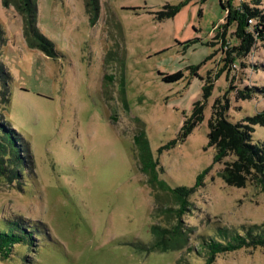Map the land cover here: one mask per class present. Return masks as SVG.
Returning a JSON list of instances; mask_svg holds the SVG:
<instances>
[{"label": "rangeland", "instance_id": "374dc122", "mask_svg": "<svg viewBox=\"0 0 264 264\" xmlns=\"http://www.w3.org/2000/svg\"><path fill=\"white\" fill-rule=\"evenodd\" d=\"M221 1L264 10V0H98L93 13L87 0H36L49 56L0 0V122L23 156L20 177L11 162L0 174V230L16 221L33 234L0 264H206L203 241L264 233V192L254 180L227 184L234 157L216 161L209 144L216 111L233 123L264 111V42L239 53ZM251 139L264 144L263 123ZM199 178L183 215L187 245L142 248L153 225L177 224L170 188ZM213 264H264V246Z\"/></svg>", "mask_w": 264, "mask_h": 264}, {"label": "trees", "instance_id": "16d2710c", "mask_svg": "<svg viewBox=\"0 0 264 264\" xmlns=\"http://www.w3.org/2000/svg\"><path fill=\"white\" fill-rule=\"evenodd\" d=\"M3 2L6 6L14 4L16 9L25 16V37L30 45L40 48L49 56H54L55 47L53 42L43 35L37 27L38 8L36 0H3ZM221 4L228 11V24L234 23L237 27L240 47L234 48L239 53H244L253 45L255 36L264 42V10L243 2L238 7L232 6L231 3L226 6L223 1H221ZM87 5L90 11L94 13L98 7V0H87ZM180 6L182 4L175 7L170 6L168 8L169 11L162 13L161 16L163 17L159 16V18L163 19L175 15ZM182 75L183 73L178 71L165 75L164 79L166 81H175ZM201 108L198 103L195 113L201 112L199 111ZM257 122L264 124V111L255 116H249L243 121L233 123L226 118L223 110H218L210 122L208 137L209 144L216 149V161H221L227 156L234 157L233 161L226 162L222 171L223 178L227 184L243 187L248 180H254L264 192V144L253 143L251 139L254 124ZM0 127L3 128L4 132L0 136V174L7 170V164L11 162L13 164L11 172L15 176L20 177V166L23 156L17 150L16 141L13 139L15 137V129L6 127V130L4 122H0ZM199 184L200 178L196 186L170 188V191L178 201L179 207L177 209L167 208L166 211L169 212L168 218L175 216L177 224L172 225L170 228L157 224L153 225L154 242L149 246L143 244L141 245L142 248H146L148 251H155L168 250L170 248L181 249L187 245V233L183 230V215L188 210L189 197ZM157 210L160 209L158 208ZM20 228L18 223L14 221L11 222L8 229L0 230V257L8 258L16 244L22 242L30 243V236H33V234L31 233L27 237L25 229L20 231ZM203 242L208 243L210 249L206 264H213L217 253L232 251L243 246H264V233L254 234L250 228L247 231V236L236 234L227 244L216 238ZM189 250H192V248Z\"/></svg>", "mask_w": 264, "mask_h": 264}]
</instances>
